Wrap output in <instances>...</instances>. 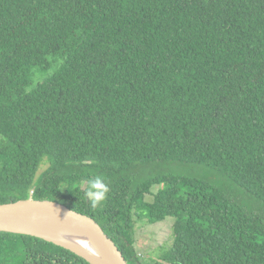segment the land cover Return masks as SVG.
Segmentation results:
<instances>
[{"label": "trees", "instance_id": "1", "mask_svg": "<svg viewBox=\"0 0 264 264\" xmlns=\"http://www.w3.org/2000/svg\"><path fill=\"white\" fill-rule=\"evenodd\" d=\"M29 199L128 264H264V0H0V205ZM135 216L174 218L155 257ZM0 264L90 263L0 232Z\"/></svg>", "mask_w": 264, "mask_h": 264}, {"label": "water", "instance_id": "2", "mask_svg": "<svg viewBox=\"0 0 264 264\" xmlns=\"http://www.w3.org/2000/svg\"><path fill=\"white\" fill-rule=\"evenodd\" d=\"M69 228L85 237L89 247L67 235ZM0 232L43 239L90 264H128L117 245L93 218L61 203L29 199L1 204Z\"/></svg>", "mask_w": 264, "mask_h": 264}, {"label": "rangeland", "instance_id": "3", "mask_svg": "<svg viewBox=\"0 0 264 264\" xmlns=\"http://www.w3.org/2000/svg\"><path fill=\"white\" fill-rule=\"evenodd\" d=\"M46 165L41 168V172L44 171ZM160 187L155 186L151 190V194L147 195L146 200L148 202L153 201V196L159 191ZM134 239L135 248L138 252V256L141 258L155 257L158 253V248L161 246H168L172 242V227L174 224V218H167L165 221L150 224L145 218L139 216L134 217Z\"/></svg>", "mask_w": 264, "mask_h": 264}, {"label": "clouds", "instance_id": "4", "mask_svg": "<svg viewBox=\"0 0 264 264\" xmlns=\"http://www.w3.org/2000/svg\"><path fill=\"white\" fill-rule=\"evenodd\" d=\"M87 191L85 192L86 198L89 200L93 208L101 206L107 198L109 187L105 180L97 175L90 177L87 180Z\"/></svg>", "mask_w": 264, "mask_h": 264}, {"label": "bare ground", "instance_id": "5", "mask_svg": "<svg viewBox=\"0 0 264 264\" xmlns=\"http://www.w3.org/2000/svg\"><path fill=\"white\" fill-rule=\"evenodd\" d=\"M66 234L75 239L76 241L80 242L81 244L89 247V244L87 242V239L83 237L80 233H78L75 230H72V228H69L66 230ZM91 249V248H89Z\"/></svg>", "mask_w": 264, "mask_h": 264}]
</instances>
